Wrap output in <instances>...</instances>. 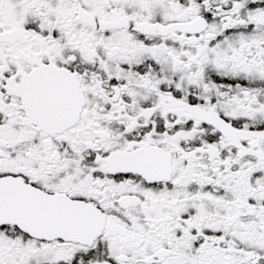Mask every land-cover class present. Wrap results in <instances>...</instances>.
Returning <instances> with one entry per match:
<instances>
[{
  "label": "snow or ice",
  "instance_id": "6c2138e0",
  "mask_svg": "<svg viewBox=\"0 0 264 264\" xmlns=\"http://www.w3.org/2000/svg\"><path fill=\"white\" fill-rule=\"evenodd\" d=\"M0 264H264V0H0Z\"/></svg>",
  "mask_w": 264,
  "mask_h": 264
}]
</instances>
